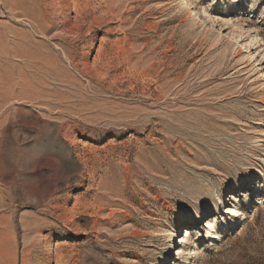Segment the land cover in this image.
<instances>
[{"label":"rangeland","instance_id":"obj_1","mask_svg":"<svg viewBox=\"0 0 264 264\" xmlns=\"http://www.w3.org/2000/svg\"><path fill=\"white\" fill-rule=\"evenodd\" d=\"M0 264H264V0H0Z\"/></svg>","mask_w":264,"mask_h":264}]
</instances>
